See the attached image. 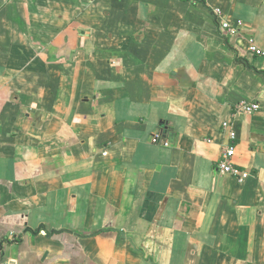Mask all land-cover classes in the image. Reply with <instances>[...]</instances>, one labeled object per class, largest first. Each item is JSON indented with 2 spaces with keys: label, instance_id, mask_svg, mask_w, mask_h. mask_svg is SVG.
Wrapping results in <instances>:
<instances>
[{
  "label": "crops",
  "instance_id": "obj_1",
  "mask_svg": "<svg viewBox=\"0 0 264 264\" xmlns=\"http://www.w3.org/2000/svg\"><path fill=\"white\" fill-rule=\"evenodd\" d=\"M251 42L264 0H0V264H264Z\"/></svg>",
  "mask_w": 264,
  "mask_h": 264
},
{
  "label": "built area",
  "instance_id": "obj_2",
  "mask_svg": "<svg viewBox=\"0 0 264 264\" xmlns=\"http://www.w3.org/2000/svg\"><path fill=\"white\" fill-rule=\"evenodd\" d=\"M213 12L216 18L219 20V28L222 31H226L228 35L237 32L238 28L232 26L227 20H225V17L224 19L220 20V18H223L224 15L221 8L216 7L214 8ZM249 49L251 52L257 55L264 54V51L254 42H251ZM235 107L237 111L251 114L257 112L260 109L261 104L257 101L241 100L236 104ZM223 128L228 133V138L230 141L223 150L221 158L216 163L215 170L221 174H230L237 177L239 180H244L249 177L250 171L243 169L234 161L237 148L235 144L237 140V132L234 128V124L231 120H226L223 122ZM153 140L158 141L159 138L155 137ZM103 155H107V151H104Z\"/></svg>",
  "mask_w": 264,
  "mask_h": 264
}]
</instances>
